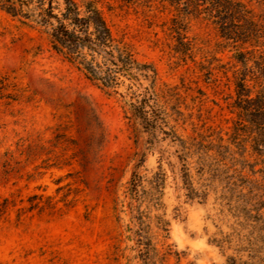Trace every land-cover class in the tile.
Listing matches in <instances>:
<instances>
[{"label": "rangeland", "instance_id": "374dc122", "mask_svg": "<svg viewBox=\"0 0 264 264\" xmlns=\"http://www.w3.org/2000/svg\"><path fill=\"white\" fill-rule=\"evenodd\" d=\"M76 1L95 2L154 74L105 88L0 10V264H142L139 234L155 264H264V203L238 187L264 174L234 129V46L188 17L193 47L180 51L162 0ZM243 1L263 13L264 0ZM150 92L144 110L163 118L152 130L138 118Z\"/></svg>", "mask_w": 264, "mask_h": 264}, {"label": "trees", "instance_id": "16d2710c", "mask_svg": "<svg viewBox=\"0 0 264 264\" xmlns=\"http://www.w3.org/2000/svg\"><path fill=\"white\" fill-rule=\"evenodd\" d=\"M162 1L174 12L170 18V32L177 36L180 51H191L193 47V42L185 36L188 17L209 23L219 38L234 46L235 59L243 67L234 80V107L238 111L234 129L237 135H243L250 141L252 152L262 164L259 171L264 174V11L255 14L243 0ZM0 10L39 27L48 36L52 50L76 65L86 78L105 88L116 87L119 76H125V70L143 72L146 78L150 77L147 72L154 74L147 65L138 64L124 52L93 1L0 0ZM249 62L252 64L248 65ZM152 95L150 92V97L140 101L138 115L151 130L156 127L151 126V122L163 119L158 109H151L150 113L144 110L152 106L149 105V101L154 100ZM183 167L185 184L190 186L185 164ZM242 179L238 187L244 202L252 208L263 204L264 182L249 177ZM138 180L136 178L131 187L135 195L138 193ZM242 185L247 189L246 194L241 191ZM188 195L190 197L191 194ZM139 225L142 228L138 231L146 233L142 224ZM139 237L142 264H155L150 242L143 235L139 234ZM142 239L147 241L141 242Z\"/></svg>", "mask_w": 264, "mask_h": 264}, {"label": "water", "instance_id": "95a60500", "mask_svg": "<svg viewBox=\"0 0 264 264\" xmlns=\"http://www.w3.org/2000/svg\"><path fill=\"white\" fill-rule=\"evenodd\" d=\"M125 72H126L127 74H129V72H128L127 70H125Z\"/></svg>", "mask_w": 264, "mask_h": 264}]
</instances>
